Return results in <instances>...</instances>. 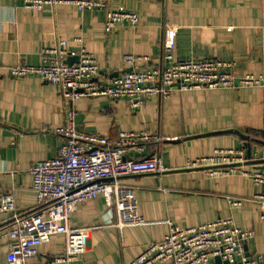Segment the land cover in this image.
<instances>
[{
  "label": "crops",
  "instance_id": "obj_1",
  "mask_svg": "<svg viewBox=\"0 0 264 264\" xmlns=\"http://www.w3.org/2000/svg\"><path fill=\"white\" fill-rule=\"evenodd\" d=\"M110 9L138 13L136 26L104 31L105 14L57 4L42 10L23 8V0H0V194H12L20 214L37 207L29 167L54 157L61 144L55 129L63 125L69 102L55 86L36 78H15L9 66L39 64L40 50L65 40L76 56L84 48L97 60L96 79L106 82L126 72L123 56H147L140 68L161 64L162 44H173L174 60L209 58L232 63L237 77L262 79L256 87L175 89L153 96L137 111L127 100L82 97L74 102L79 131L116 140L120 131L153 137L134 159L156 154L164 172L119 179L118 214L103 195L81 202L70 215L73 228H89L86 249L72 264H128L149 242L160 241L170 224L189 227L230 217L252 230L246 255L264 264V222L250 200L261 186L240 174L209 175L187 168V160L208 156L215 148H242L246 156L261 149L264 118V0H98ZM67 56V57H69ZM66 57V58H67ZM256 140V141H254ZM249 150V152H248ZM264 163L245 164L263 168ZM245 200L230 207L227 197ZM125 225L120 230L115 221ZM8 224L0 213V230ZM8 238L0 239V264H6ZM64 251L56 234L39 246L27 264L51 262ZM65 264V263H57Z\"/></svg>",
  "mask_w": 264,
  "mask_h": 264
},
{
  "label": "built area",
  "instance_id": "obj_2",
  "mask_svg": "<svg viewBox=\"0 0 264 264\" xmlns=\"http://www.w3.org/2000/svg\"><path fill=\"white\" fill-rule=\"evenodd\" d=\"M67 4L78 11L99 10L105 14L104 31L110 33L122 25L136 26L138 13L125 8L110 9L98 0H23V8L40 11L44 6ZM66 42L57 39L53 46L40 50L39 64L17 63L9 66L15 78L36 77L58 89L69 102L65 121L55 132L61 138L57 154L45 161L32 164L28 172L36 195L37 207L28 214H20L11 193L0 194V213L7 214L8 224L0 230V239L8 238L6 264H27L36 257L39 246L51 236L64 238V251L51 262L42 264H72L80 260L86 249L89 228H73L70 215L77 205L103 195L108 207L114 206L118 214L119 179L124 176L160 173L166 168L161 158L134 159L127 157L129 149L140 154L153 137L143 132L120 131L116 140L99 134L79 131L75 124V108L79 98L103 96L110 100L123 98L131 111L139 110L153 96L168 97L175 89H218L256 87L262 79L252 75L237 77L231 71L232 63L209 58L174 60L173 44L163 42L161 64L140 68V60L147 56L125 54L126 72L106 82L96 79L99 67L94 55L84 48L78 53V62L67 64L65 58L74 53L66 50ZM262 134L264 139V118ZM264 163V146L250 156L242 148H215L210 155L187 160V168H202L209 175L240 174L254 185L264 188V169H249L245 164ZM264 165V164H262ZM244 198L227 197L230 207H238ZM259 209L264 222V191L250 198ZM119 232L124 227L115 221ZM252 230L238 227L230 217L189 227L170 224L167 234L160 240L149 242L143 251L128 264H256L246 255L245 244L253 237Z\"/></svg>",
  "mask_w": 264,
  "mask_h": 264
},
{
  "label": "water",
  "instance_id": "obj_3",
  "mask_svg": "<svg viewBox=\"0 0 264 264\" xmlns=\"http://www.w3.org/2000/svg\"><path fill=\"white\" fill-rule=\"evenodd\" d=\"M78 59H79L78 55L73 56V57L69 56V57L65 58V63L72 64V63L78 62ZM254 141H256V140H254ZM261 144L264 145V141L263 142L261 141ZM248 152H249V150H248ZM263 169H264V167H263ZM245 249H246V247H245ZM214 262L217 263V264H221L220 259L218 257H216L214 259ZM226 264H240V263H226Z\"/></svg>",
  "mask_w": 264,
  "mask_h": 264
}]
</instances>
